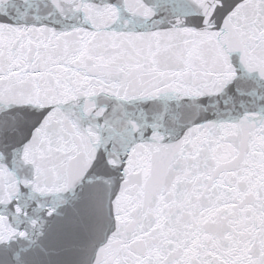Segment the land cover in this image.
<instances>
[{
  "label": "snow or ice",
  "instance_id": "snow-or-ice-1",
  "mask_svg": "<svg viewBox=\"0 0 264 264\" xmlns=\"http://www.w3.org/2000/svg\"><path fill=\"white\" fill-rule=\"evenodd\" d=\"M0 264H264V0H0Z\"/></svg>",
  "mask_w": 264,
  "mask_h": 264
}]
</instances>
